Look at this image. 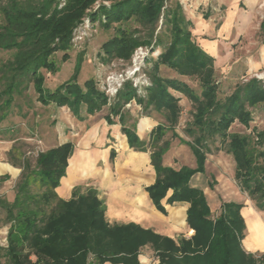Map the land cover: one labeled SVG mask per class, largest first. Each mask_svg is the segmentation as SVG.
<instances>
[{"label":"trees","instance_id":"16d2710c","mask_svg":"<svg viewBox=\"0 0 264 264\" xmlns=\"http://www.w3.org/2000/svg\"><path fill=\"white\" fill-rule=\"evenodd\" d=\"M98 3L100 7L95 9ZM101 15L107 19L104 28L114 31L102 47L104 64L130 62L141 46L163 49L158 59H146L152 67L147 72L150 84L145 87V97L128 83L109 104L94 78L79 83L82 60L71 79L54 90L46 88L44 72L60 70L54 54L63 52L62 61H67L74 31L87 17L96 22ZM192 28L179 0H0V51L11 54L10 59L0 60V120L15 108L22 109L21 100L29 112L33 106L30 90L44 106L68 107L80 119L108 107V122L119 117L130 148L151 153L156 181L147 191L154 205L166 213L162 202L172 191L167 203H189L187 222L194 230L191 238L175 241L135 223L110 224L97 189L83 192L77 186L69 200L57 193L67 175L74 143L40 151L34 164L22 147L20 153L15 147L8 153V162L21 173L13 199L0 195L1 227L8 228L7 246L0 245V264H141L139 256L146 246L155 250L159 264H264V254L249 253L243 247L244 205L227 202L213 215L204 191L191 185L195 175L205 173L212 146L219 143L234 158L239 188L264 212V131L230 132L236 121L250 128V108L264 105V83L252 78L221 98L215 60L195 41ZM260 30L264 43V19ZM162 67L179 77L163 76ZM187 76L198 79L200 94L180 79ZM174 92L193 103V120L185 129L192 141L176 130L182 107ZM131 100L142 107V114L155 111L166 119L148 140L140 139L135 127L128 125L132 116L124 107ZM169 132L191 148L196 168L176 170L164 165L171 148ZM10 178L9 174L0 176V182Z\"/></svg>","mask_w":264,"mask_h":264},{"label":"crops","instance_id":"0c3cea01","mask_svg":"<svg viewBox=\"0 0 264 264\" xmlns=\"http://www.w3.org/2000/svg\"><path fill=\"white\" fill-rule=\"evenodd\" d=\"M190 1L189 8L192 10L188 12V15L196 17L195 20L189 18L193 23L192 32H195L193 34L195 41L215 59V64L222 62L228 65L226 69L221 70L222 66L219 69L216 67L217 71L220 70L222 74L230 73L232 67L239 61L247 64L246 69L249 73L264 69V43L260 34L261 23L264 19V0ZM235 47H245L247 54L236 59L238 56L235 58L233 51ZM230 49L232 53L228 52ZM62 108L65 109V107ZM105 108L109 112V108ZM103 110L93 115H84L82 119L77 118L73 113V120L65 116L60 117L63 127L49 145L54 147L72 142L75 144V149L69 159L67 175L57 188L58 195L69 200L77 186H81L83 192L89 188H95L98 190L110 224L135 223L175 241L182 237L191 238L194 230L187 222L189 203L168 204L167 198L172 194L170 191L162 202L166 213L157 209L147 191V187L156 181L151 153L131 149L128 137L124 134L119 120L113 118L114 122L109 123L107 120L109 113L103 114ZM140 110L125 111L132 116L128 125L135 127L140 139L148 140L152 130L159 124H165L166 121L158 120L156 114L161 116L158 112L151 111L149 114H142ZM68 112H70L69 108ZM178 140L179 145L176 148L186 145L180 139ZM172 150L174 148L171 146L165 154L164 165L179 170L184 166L176 168L168 162ZM187 167L196 168V159L195 166ZM206 170L207 161L205 173L195 175L191 180V185L204 191L213 215L221 212L224 203L243 204L241 213L246 222L243 247L249 253L264 254V212L256 208L255 203L241 191L237 182L238 193H235L234 188L229 185L221 186L218 179V184L214 185L215 181L212 178V183L205 186L201 177L204 179ZM0 174L12 175L10 171ZM155 256V251L150 246H146L141 250L140 263L159 264Z\"/></svg>","mask_w":264,"mask_h":264},{"label":"rangeland","instance_id":"374dc122","mask_svg":"<svg viewBox=\"0 0 264 264\" xmlns=\"http://www.w3.org/2000/svg\"><path fill=\"white\" fill-rule=\"evenodd\" d=\"M179 1L182 3L187 17L191 20L192 18L195 20V16L190 17V15H188V12L192 10L189 8L191 1ZM63 5L64 4H62L61 7ZM99 7L100 3L94 6L95 9H98ZM106 22V17L102 15L96 22H93L87 17L85 21L77 27L74 31L73 46L69 52L68 60L62 61L64 56L63 52L54 54L53 59L56 61L57 66L60 67L59 72L55 74L47 73L46 71L44 72L46 76L45 86L47 89L54 90L56 87L71 79L76 71V66L81 60L82 69L79 76V83L83 84L89 78H94L99 88L107 95L109 104L116 100L120 91L126 84L129 83L134 88H137L135 85L140 84L141 80L143 81V78L141 79L142 76L139 70H136L135 74H133L135 71L133 59H138L136 60L137 67H141L142 64L141 71H144L147 75L148 68L152 67V63H147L146 59H158V56L163 52V49L156 48L155 50H152V47L141 46L144 48L143 51L141 52L138 50L140 48L138 47L130 62L114 60L109 64H104L101 61L105 55L103 54L102 47L114 34L113 30H107L104 28L103 23ZM134 26H136L135 23ZM161 28L162 21L160 22L157 33ZM194 33L195 32H193V34ZM244 44H246L245 41ZM137 50L138 52L136 53ZM233 51L235 53V58L238 56L236 59L244 57V54H247L245 47H235ZM228 52L232 53V50L230 49ZM10 58V53L0 51V60ZM144 65H147L146 69ZM246 65L239 61L237 65L232 67L230 73L228 72V75L227 72H225V74L219 72L221 69H226V66L228 65L224 63L222 64V62L215 64L214 61L216 81L221 98L229 96L234 92L238 84L246 83L252 78H256L264 83V79L261 78L264 77V69L249 73L248 69H246ZM220 66H222V68L217 71L216 67L219 69ZM161 72L163 76L179 77L176 72L165 67H162ZM180 79L188 83L198 94H200V82L197 78L187 76L181 77ZM137 92L139 96L145 97L146 95V91L143 89H141V92H139V90ZM28 93L33 105L29 112H27L26 103L21 100L22 109L15 108L13 114L7 116L4 120H0V163H9V151L16 147V151L20 153L21 150L19 148L22 147V152L25 153L26 157H28L34 164L38 153L47 150V148L50 147L49 144L53 142L55 135L61 131L63 124L61 123L60 117L65 116L70 120L74 119L72 112H68V107H65V109L62 107L58 109L59 106L55 104L44 106L42 103L38 102L37 95L33 90H30ZM175 95L180 98V105L182 107L180 122L176 130L181 137L188 141H192L193 138L187 135L185 129L193 120V103L183 94L175 93ZM104 109L105 110L102 111L103 114L109 113L106 108ZM136 109H141L140 111L143 112L142 107L136 102V100H131L124 107L125 111H133ZM250 110L253 112V121L250 124V128H246L236 121L230 128V132L250 134L253 133L254 130L264 131V105H258L257 107L250 108ZM156 117L158 120L166 121L163 115L158 116L156 114ZM115 119L119 120V117H115ZM66 121L68 122V120ZM167 139L171 141V146L174 148L170 153V159L168 161L172 166L176 168L181 166H195L194 155L188 146L181 145L176 148L179 145V140L172 137V132L168 133ZM220 146L221 144L219 143L212 146L213 152L208 155L206 175L204 176V179L201 177L202 182L205 183V186H208L212 183L211 181L213 178L215 181L214 185L220 182L221 186L229 185L234 188L233 191L235 193H238L239 188L235 181L234 158L226 152L225 148H221ZM9 164H0V173L10 171L13 175H10V180L4 183L0 182V195L5 196L8 199H13L16 181L21 173V169H16L13 165L11 166ZM3 175L5 174H0V176ZM206 181L208 182L206 183ZM234 192L231 193L234 194ZM1 220H3V215L0 216V245L6 247L8 228L1 227ZM155 258L157 261L159 260L160 263L157 254Z\"/></svg>","mask_w":264,"mask_h":264},{"label":"built area","instance_id":"2783aa9c","mask_svg":"<svg viewBox=\"0 0 264 264\" xmlns=\"http://www.w3.org/2000/svg\"><path fill=\"white\" fill-rule=\"evenodd\" d=\"M143 47H140L138 50H140L141 52L143 51ZM138 50L136 51V53L138 52ZM146 53V52H145ZM138 60V59H136ZM136 60L133 59V64L135 65V71L133 72V74H135L136 70H139V72H141V79L143 78V81L141 80L140 84H136L135 86L137 87V89L139 90V92H141V89L145 90V87L148 86L150 84L149 82V78L148 76L146 75V73L144 71H141V68H142V64H141V67H137V62ZM143 60V59H142ZM135 61V62H134ZM145 67V65H144ZM143 67V68H144ZM137 68V69H136ZM144 70V69H143ZM145 78V79H144ZM262 79H264V77H261ZM118 91V89H117ZM115 91V92H117ZM143 92V91H142Z\"/></svg>","mask_w":264,"mask_h":264},{"label":"bare ground","instance_id":"6f19581e","mask_svg":"<svg viewBox=\"0 0 264 264\" xmlns=\"http://www.w3.org/2000/svg\"><path fill=\"white\" fill-rule=\"evenodd\" d=\"M193 232V231H192Z\"/></svg>","mask_w":264,"mask_h":264}]
</instances>
